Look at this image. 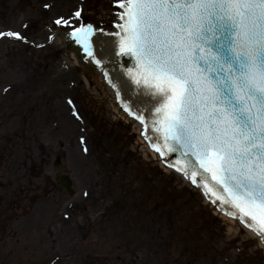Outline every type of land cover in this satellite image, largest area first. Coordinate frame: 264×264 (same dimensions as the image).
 Here are the masks:
<instances>
[{"label": "rangeland", "instance_id": "obj_1", "mask_svg": "<svg viewBox=\"0 0 264 264\" xmlns=\"http://www.w3.org/2000/svg\"><path fill=\"white\" fill-rule=\"evenodd\" d=\"M110 1L0 0V32L26 38H0V264H264L247 230L144 155L69 58L60 37L98 26Z\"/></svg>", "mask_w": 264, "mask_h": 264}, {"label": "snow or ice", "instance_id": "obj_2", "mask_svg": "<svg viewBox=\"0 0 264 264\" xmlns=\"http://www.w3.org/2000/svg\"><path fill=\"white\" fill-rule=\"evenodd\" d=\"M116 5L118 55L131 58L128 78L152 101L155 140L144 115L124 110L144 125V138L162 158L179 154L169 167L264 240V0ZM92 31L88 25L71 33L90 55ZM3 37L26 41L14 31Z\"/></svg>", "mask_w": 264, "mask_h": 264}, {"label": "water", "instance_id": "obj_3", "mask_svg": "<svg viewBox=\"0 0 264 264\" xmlns=\"http://www.w3.org/2000/svg\"><path fill=\"white\" fill-rule=\"evenodd\" d=\"M116 40L117 38L116 37H110V38H100V41H105V42H108L110 43L111 45L108 46L107 44H103V47H106V48H112V52L109 53V58L111 60H113L115 62V68H113V70H111V73L115 74L116 77L119 78L120 82L122 83V86L128 90L129 93H124V98H130L131 95L133 96V99L137 100V103L136 105L140 106V107H143L141 102L139 100L143 99V98H148L147 96H145L144 94H142V92H140L139 90H137L136 86L133 85L131 83V81L129 80L128 78V75L124 72L123 68L125 67V69L127 70L128 68H131L132 65H133V61L131 60V58L129 57H125V56H122L123 58V62H121V59L118 55V52H119V49L117 47V43H116ZM104 48H102L103 50ZM108 54V49H106V51H103V55H104V58L106 59V56ZM131 94V95H130ZM135 100V102H136ZM152 105V101L149 102V104H147V107H146V110L147 112L148 109L151 107ZM151 114H147L146 115V119H148V123H149V130L151 131V121L149 119ZM153 137L155 138V134L151 131ZM170 156L172 157V159L174 160V163H176L178 157H179V154L178 153H170ZM59 184L65 188L69 194H71V191L69 190V186H70V181L68 180L67 177H62L59 181Z\"/></svg>", "mask_w": 264, "mask_h": 264}, {"label": "bare ground", "instance_id": "obj_4", "mask_svg": "<svg viewBox=\"0 0 264 264\" xmlns=\"http://www.w3.org/2000/svg\"><path fill=\"white\" fill-rule=\"evenodd\" d=\"M99 50H100V52H101V50H102V48H99ZM68 53H69V57L73 60V62H74V65H78V66H80V63H79V59H78V56H77V54H76V51H75V48L73 47V48H71L70 47V49H68ZM109 53H110V51L108 50V54H107V56H106V59L104 58V55H101L100 56V58H101V61L103 62V65L104 66H106V70L109 72V74L111 75H113V76H116L115 74H113V73H111V70H113V68H115V62L113 61V60H111L110 58H109ZM81 66H84V65H81ZM116 78V77H115ZM124 93H126V92H124ZM127 93H129V92H127ZM123 99H124V97L123 96H121ZM111 98V97H110ZM111 99H113V98H111ZM110 99V100H111ZM111 102H112V100H111ZM112 106L115 108V106L113 105V103H112ZM114 110H116L117 111V109H114ZM140 144H141V142H139ZM152 159H154V156L152 155ZM156 160V159H155ZM179 179L181 180V178L179 177ZM182 181V180H181ZM223 221H225L226 223H228L229 225H233L234 224V222H235V220H233V219H231L230 217H227L226 215H220L219 216ZM249 233V232H248ZM250 234V236L253 238V239H255L257 242H258V247H259V249L261 248L260 247V242H261V239L257 236V235H255L254 233H249ZM262 249V248H261Z\"/></svg>", "mask_w": 264, "mask_h": 264}]
</instances>
